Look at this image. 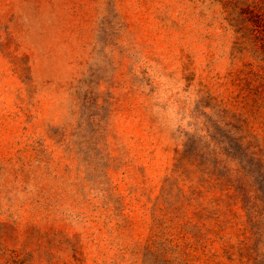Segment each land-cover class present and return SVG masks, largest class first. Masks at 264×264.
<instances>
[{
  "label": "rangeland",
  "instance_id": "rangeland-1",
  "mask_svg": "<svg viewBox=\"0 0 264 264\" xmlns=\"http://www.w3.org/2000/svg\"><path fill=\"white\" fill-rule=\"evenodd\" d=\"M264 0H0V264H264Z\"/></svg>",
  "mask_w": 264,
  "mask_h": 264
},
{
  "label": "trees",
  "instance_id": "trees-1",
  "mask_svg": "<svg viewBox=\"0 0 264 264\" xmlns=\"http://www.w3.org/2000/svg\"><path fill=\"white\" fill-rule=\"evenodd\" d=\"M263 48H264V45H263Z\"/></svg>",
  "mask_w": 264,
  "mask_h": 264
}]
</instances>
